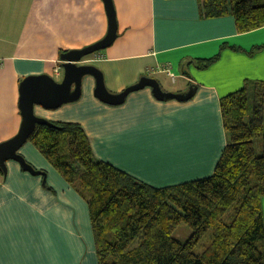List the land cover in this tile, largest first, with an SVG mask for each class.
Masks as SVG:
<instances>
[{
	"label": "crops",
	"instance_id": "0c3cea01",
	"mask_svg": "<svg viewBox=\"0 0 264 264\" xmlns=\"http://www.w3.org/2000/svg\"><path fill=\"white\" fill-rule=\"evenodd\" d=\"M114 4L119 36L79 64L98 66L114 93L148 75L166 91L195 85L193 97L162 100L147 86L108 104L85 75L80 99L37 105L36 114L81 124L96 158L156 187L212 175L228 144L221 99L249 79L264 81V26L239 32L232 14L203 17L198 0ZM108 27L104 0H0V142L21 128L23 79L62 81L61 53L96 43ZM20 152L47 178L13 159L6 174L0 169V264H100L87 200L31 140Z\"/></svg>",
	"mask_w": 264,
	"mask_h": 264
},
{
	"label": "trees",
	"instance_id": "16d2710c",
	"mask_svg": "<svg viewBox=\"0 0 264 264\" xmlns=\"http://www.w3.org/2000/svg\"><path fill=\"white\" fill-rule=\"evenodd\" d=\"M198 1L205 18L235 16L239 32L264 26V0ZM221 106L228 144L215 172L172 186L96 158L77 122L38 125L30 140L87 200L100 264H264V81L249 79ZM185 222L192 235L182 242L174 232Z\"/></svg>",
	"mask_w": 264,
	"mask_h": 264
},
{
	"label": "water",
	"instance_id": "95a60500",
	"mask_svg": "<svg viewBox=\"0 0 264 264\" xmlns=\"http://www.w3.org/2000/svg\"><path fill=\"white\" fill-rule=\"evenodd\" d=\"M109 18L108 32L105 37L96 43L85 46L83 49L64 51L61 67L64 70L62 81L55 79L51 74L28 75L23 79L20 86L21 92V114L23 121L18 133L5 142H0V169L6 174L8 172V160L13 159L20 162L25 171L37 175H44L45 182L47 172L37 169L20 152V149L30 140V136L36 131L38 125L45 124L50 127L57 126L54 121L36 114V106L42 105L52 109L61 107L65 103H73L80 99L83 94V81L85 75H92L96 78L97 98L108 104L120 105L124 103L133 91L151 86L154 95L162 100L178 99L189 100L193 97L196 87L191 85L187 92H173L164 90L160 81L155 77L144 75L141 80L128 86L120 93H114L106 86L105 76L102 70L92 64H79L86 56L96 51L107 49L119 36L118 18L114 0H104Z\"/></svg>",
	"mask_w": 264,
	"mask_h": 264
},
{
	"label": "rangeland",
	"instance_id": "374dc122",
	"mask_svg": "<svg viewBox=\"0 0 264 264\" xmlns=\"http://www.w3.org/2000/svg\"><path fill=\"white\" fill-rule=\"evenodd\" d=\"M78 193H80V192H78ZM230 217H231V213L227 214L225 219L230 220L231 219ZM191 235H192V229L186 222L182 223V225H180V227L178 229H176V231L174 232V236H176V238L182 242H186V240H188L191 237ZM212 239H213L212 230H209L208 233L205 234V236L197 244L196 253L197 254L198 253L199 254L204 253V251L207 248H209V245L212 242Z\"/></svg>",
	"mask_w": 264,
	"mask_h": 264
},
{
	"label": "built area",
	"instance_id": "2783aa9c",
	"mask_svg": "<svg viewBox=\"0 0 264 264\" xmlns=\"http://www.w3.org/2000/svg\"><path fill=\"white\" fill-rule=\"evenodd\" d=\"M96 55H99L98 53H96ZM168 71V74H170L174 79L176 78V75L174 73H172L170 71V69L167 70Z\"/></svg>",
	"mask_w": 264,
	"mask_h": 264
}]
</instances>
